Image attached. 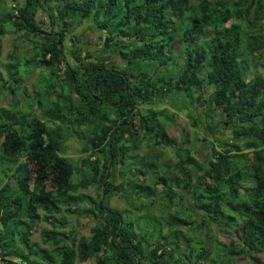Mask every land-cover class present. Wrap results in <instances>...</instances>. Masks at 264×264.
<instances>
[{
    "label": "trees",
    "instance_id": "obj_1",
    "mask_svg": "<svg viewBox=\"0 0 264 264\" xmlns=\"http://www.w3.org/2000/svg\"><path fill=\"white\" fill-rule=\"evenodd\" d=\"M12 1L9 15L0 12V42L11 27L32 43V56H9L1 88L15 93L35 70L39 84L44 74L49 81L42 93H25L26 108L0 106V257L235 264L243 256L264 264V71L249 77L245 65L246 56L264 53V0ZM84 21L119 63L80 46L73 29ZM178 96L184 108L202 107L192 118L205 133L195 148L201 158L167 131L178 116L164 105L182 110ZM225 131L229 138L220 139ZM70 137L80 144L76 163L65 154ZM140 145L148 150L134 154ZM89 187L101 190L96 198L83 193ZM112 196L140 201L135 221L108 206ZM152 197L163 201L159 216L154 201L141 200ZM83 201L91 207L80 210ZM70 214L100 221L78 239ZM40 221L51 226L40 234L47 247L31 241ZM235 230L229 243L217 237Z\"/></svg>",
    "mask_w": 264,
    "mask_h": 264
},
{
    "label": "rangeland",
    "instance_id": "obj_2",
    "mask_svg": "<svg viewBox=\"0 0 264 264\" xmlns=\"http://www.w3.org/2000/svg\"><path fill=\"white\" fill-rule=\"evenodd\" d=\"M16 1L22 2V0H16ZM195 1L196 0H192V2H195ZM232 1H238V0H232ZM13 2L14 1L12 0H0L1 15L4 14L7 16L10 14V12H12L11 5H13ZM249 16L251 17V15ZM232 21H234V19L230 20L228 23H231ZM73 32L81 36L80 46L84 50H88L89 52H92V53L95 52V54H97L98 57H100L102 54V58L112 63L113 66H115L116 63L120 62L119 59L116 56L112 55L111 53L101 52L102 47H103L102 33L95 30V28L92 26V24L89 21H84L81 24H78L77 26H75L73 29ZM69 39H71V36H68V39L66 41V45L68 48H70ZM0 43H1L0 44V72H1L0 89L2 90V93L0 94V106L6 107V106H9L10 104H13L14 102H17L19 107L26 108L28 98L26 97L25 93L27 92L29 95H34L33 90L38 88L39 86H40L39 88H41L39 90H41V93H42L46 89L44 87V84L49 81V77L45 74L44 76H41L40 78L42 82L39 81L40 83L43 84L41 85L37 81L39 79L38 71L35 70L34 73L30 71L31 73L24 76L23 83L18 84V90L15 93L11 94L7 91H4L1 88V86L2 85L7 86V83L9 81L8 76L5 72V68H4V65L10 62L9 56H11L14 52V55L16 54L19 58H23L24 60L30 59L32 56V43L28 41L22 34L14 33L11 27L6 28V33L1 38ZM68 59L70 61L73 60V58L71 57H68ZM245 60H246L245 65L246 67L249 68V77H251L252 74L254 73H262L264 71V53L260 55L259 58H256L253 56H246ZM158 69L162 70V67H159ZM128 72L131 73L135 78L138 77L136 79H140L143 76V74H141V72L138 71L136 68L128 69ZM177 99L180 102V106L183 108L182 110H177L175 107H173V103L171 100L169 101L167 105H164V107L169 109V111L176 112L178 116L175 121H173L171 124H168L167 131L170 134V136L176 140V143L178 144L182 143V145L185 148L191 149L194 157L201 158L200 155L195 150V148L199 147L198 150L202 148V145L205 142L201 141V139L203 138L205 133L201 127L198 128L194 126L192 118H197L198 117L197 114L203 113L202 107L201 106L200 107L188 106V108L187 107L184 108L187 105V100L183 99L182 96H178ZM159 106H163V105L159 104ZM199 116L201 117V114ZM218 135L220 139H226V138L228 139L230 136V133L228 131H225L224 134H221L220 132H218ZM64 145H65V154L69 156L72 159V161H74L75 163L78 162L80 156H82V154H80L79 152V149H80L79 142L76 139L70 137L65 142ZM206 148L208 150L209 146L207 145ZM147 150H148L147 147H145L144 145H140L139 147L134 149V154H142L146 152ZM205 153L208 154L209 151L208 152L205 151ZM22 159L23 157L20 158V160ZM3 179H0L2 180L1 183H4L6 181L5 178ZM118 181L119 180H116V182ZM100 191L101 190L96 189L94 187H89L88 189H84L83 193L92 198H96L97 192L99 193ZM143 197H146V196L143 195ZM141 200L146 203L151 200L154 201L153 206H152L153 211L151 214H154L155 216H159L161 211H163L165 208L163 205V201H160L158 203L157 197H152L150 199L144 198ZM106 202L110 208L118 209L124 212V217H128L130 220L135 221V219L137 218V215H139L137 213L139 211H135L136 209L135 207H138L140 205L139 204L140 201L138 203L135 202L133 204V202H130L126 199H122L119 196H112ZM182 202L186 206V208L190 209V206L187 203L188 201L186 198L182 199ZM79 206H80V210L91 207L90 204H88V202L86 201H83ZM174 209L175 207L172 206L171 211H174ZM39 212L42 213V211H39ZM141 215L143 219L139 225H140V228L143 230L144 227L146 226L145 222L148 218H145V214H141ZM193 215H194L195 220H199V216H196V214H193ZM66 218L69 221L70 225L76 229L77 234H78L77 235L78 239L81 237L89 236L91 229L95 226V223L100 221L99 218H92V217H86V216H75L71 214L67 215ZM50 228L51 226L48 222L46 223L44 221H40L39 224L36 226L33 235L31 236V241L41 243V238H40L41 231L43 229H50ZM183 232H186V228L183 229ZM236 234H237V230L229 231L225 233H219L217 237L220 241L229 243L231 240L235 239ZM15 240L17 242L18 238L16 237ZM182 240L184 241V237L182 238ZM17 245H18V242H17ZM41 245L43 247H47V245H44L43 243H41ZM256 257H258V259L260 260L262 259L261 254H257ZM234 262L235 264H250L251 261L249 258L240 256V257H236L234 259ZM78 264H94V260L90 259V260H87L85 262L78 263Z\"/></svg>",
    "mask_w": 264,
    "mask_h": 264
},
{
    "label": "built area",
    "instance_id": "obj_3",
    "mask_svg": "<svg viewBox=\"0 0 264 264\" xmlns=\"http://www.w3.org/2000/svg\"><path fill=\"white\" fill-rule=\"evenodd\" d=\"M0 264H11V263H9V262L6 261V260H3V259L0 257Z\"/></svg>",
    "mask_w": 264,
    "mask_h": 264
}]
</instances>
